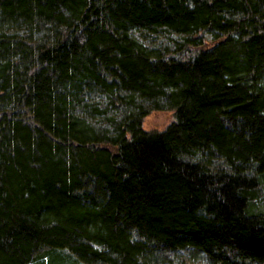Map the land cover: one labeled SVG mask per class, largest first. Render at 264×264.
<instances>
[{"label":"trees","instance_id":"1","mask_svg":"<svg viewBox=\"0 0 264 264\" xmlns=\"http://www.w3.org/2000/svg\"><path fill=\"white\" fill-rule=\"evenodd\" d=\"M263 186L264 0H0V264H264Z\"/></svg>","mask_w":264,"mask_h":264},{"label":"rangeland","instance_id":"2","mask_svg":"<svg viewBox=\"0 0 264 264\" xmlns=\"http://www.w3.org/2000/svg\"><path fill=\"white\" fill-rule=\"evenodd\" d=\"M173 118L174 114L171 109L152 110L144 117L143 126L146 129H163ZM258 194V202L264 207V186L259 188ZM170 257H172L173 264H210L204 254L198 252L194 254L190 250H180L175 255L170 254Z\"/></svg>","mask_w":264,"mask_h":264}]
</instances>
